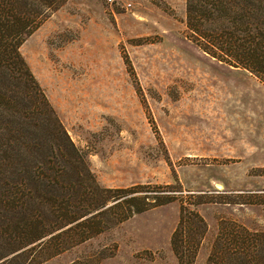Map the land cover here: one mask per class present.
I'll use <instances>...</instances> for the list:
<instances>
[{
  "label": "rangeland",
  "instance_id": "rangeland-1",
  "mask_svg": "<svg viewBox=\"0 0 264 264\" xmlns=\"http://www.w3.org/2000/svg\"><path fill=\"white\" fill-rule=\"evenodd\" d=\"M20 52L100 186L212 200L194 264L221 220L264 229V82L199 47L186 0H63ZM178 219L161 205L36 264H177Z\"/></svg>",
  "mask_w": 264,
  "mask_h": 264
},
{
  "label": "trees",
  "instance_id": "trees-1",
  "mask_svg": "<svg viewBox=\"0 0 264 264\" xmlns=\"http://www.w3.org/2000/svg\"><path fill=\"white\" fill-rule=\"evenodd\" d=\"M62 2L0 0V264H36L174 201L171 249L194 264L207 230L197 206L212 200L179 186H100L24 60L21 44ZM186 26L204 52L264 82V0H186ZM205 264H264V229L221 220Z\"/></svg>",
  "mask_w": 264,
  "mask_h": 264
}]
</instances>
